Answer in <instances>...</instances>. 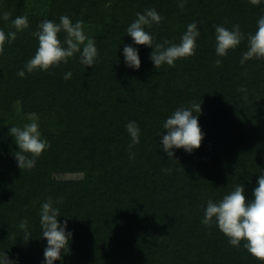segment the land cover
I'll use <instances>...</instances> for the list:
<instances>
[{
  "label": "trees",
  "instance_id": "obj_1",
  "mask_svg": "<svg viewBox=\"0 0 264 264\" xmlns=\"http://www.w3.org/2000/svg\"><path fill=\"white\" fill-rule=\"evenodd\" d=\"M180 2L0 0V30L15 31L17 16L29 21L0 55V258L44 264L40 211L51 197L72 233L70 252L54 264H264L244 249L245 241L235 248L218 226L201 223L208 200L220 201L238 184L252 200L264 175V59L240 62L247 35L264 17V0H184L183 10ZM153 8L165 18L146 29L158 43H179L197 22L194 56L157 69L153 49L134 44L127 28L137 13ZM4 12L11 13L8 21ZM64 15L82 20L95 40V65L81 64L77 53L67 64L18 76L39 46L32 35L38 25ZM236 24L245 39L218 57L213 25L231 30ZM125 45L137 48L139 69L125 64ZM192 102L201 103V147L174 148L169 158L163 124ZM32 113L50 148L33 169L21 170L9 129L30 123ZM129 121L140 129L132 148ZM23 220L29 240L19 227Z\"/></svg>",
  "mask_w": 264,
  "mask_h": 264
},
{
  "label": "clouds",
  "instance_id": "obj_2",
  "mask_svg": "<svg viewBox=\"0 0 264 264\" xmlns=\"http://www.w3.org/2000/svg\"><path fill=\"white\" fill-rule=\"evenodd\" d=\"M253 5H258L260 0H250ZM182 10L185 7L184 0L178 5ZM11 13L4 12L3 20L8 21ZM165 18L156 9H146L144 13H137V18L127 28V35L132 37L134 44L151 47L150 60L158 69L162 65L175 67L178 59H185L194 56L196 53V40L200 36L197 22L187 25L186 32L181 36L179 43H171L165 40L158 43L150 29L154 24L159 25ZM12 27L15 31L5 32L0 30V55L4 54V46L10 44L17 38V32L29 27L28 17L17 16L12 20ZM215 28L216 55L226 57L229 50H234L245 39L238 24L232 29L222 25H213ZM63 33V39L60 34ZM38 38L39 46L35 55L24 65V70L17 73L24 77L25 71H48L50 68L59 67L61 63L67 64L74 54L79 53L80 63L86 66H94L99 55L95 46V40L84 32L82 20L75 23L67 16H61L59 23L53 20H44L38 25V31L32 33ZM248 48L243 53L241 64L251 59H264V17L258 20V28L255 34L247 35ZM125 64L128 67L139 69L141 60L137 48L125 45L123 49ZM222 60L217 59L219 66ZM71 72H67L64 79H70ZM246 92L244 88L239 89ZM201 113V103L192 102L190 106L177 108L164 122L163 129L167 134L162 136L161 144L164 152L169 158H173L174 148L184 149L191 153L199 149L204 139V133L199 126L198 117ZM30 123L23 127H11L9 135L19 146V151L14 152V157L21 170H31L36 165V160L41 154L50 148L46 139L41 137L38 118L34 113L28 115ZM126 129L131 137L132 143L129 148L139 143L140 129L136 122L129 121ZM134 158V153L131 154ZM170 171V169H165ZM257 187L253 191L252 200H247L243 184L235 186L234 190L224 195L218 202L208 200L204 211L202 224L211 228L213 224L228 238V242L235 248H240L241 241L253 257L264 262V175H259ZM58 203L61 201H57ZM59 209L53 206L51 197L41 204L40 225L43 239L47 240L44 249V264H54L56 260L63 262V256L70 252L69 244L72 240V233L66 231L67 220L59 221ZM27 221H21L19 227L25 230L23 239L29 240L30 233L27 231ZM0 264H14L6 254L0 258Z\"/></svg>",
  "mask_w": 264,
  "mask_h": 264
},
{
  "label": "rangeland",
  "instance_id": "obj_3",
  "mask_svg": "<svg viewBox=\"0 0 264 264\" xmlns=\"http://www.w3.org/2000/svg\"><path fill=\"white\" fill-rule=\"evenodd\" d=\"M70 177H73V176L70 175Z\"/></svg>",
  "mask_w": 264,
  "mask_h": 264
}]
</instances>
